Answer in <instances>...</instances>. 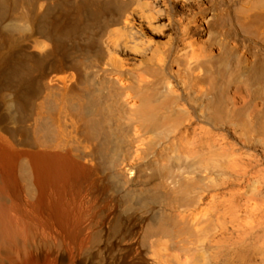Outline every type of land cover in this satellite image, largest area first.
<instances>
[{"label":"bare ground","instance_id":"obj_1","mask_svg":"<svg viewBox=\"0 0 264 264\" xmlns=\"http://www.w3.org/2000/svg\"><path fill=\"white\" fill-rule=\"evenodd\" d=\"M0 264H264V0H0Z\"/></svg>","mask_w":264,"mask_h":264}]
</instances>
